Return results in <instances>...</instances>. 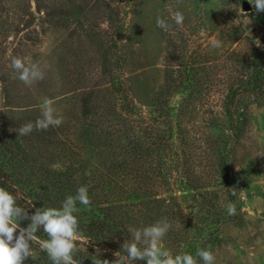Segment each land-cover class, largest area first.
Returning a JSON list of instances; mask_svg holds the SVG:
<instances>
[{"label": "rangeland", "instance_id": "374dc122", "mask_svg": "<svg viewBox=\"0 0 264 264\" xmlns=\"http://www.w3.org/2000/svg\"><path fill=\"white\" fill-rule=\"evenodd\" d=\"M263 38L264 12L249 0H0V175L23 193L18 205L29 215L87 186L91 206L77 205L88 247L75 256L82 264L95 255L114 261L133 239L130 228L163 218L171 228L162 246L173 255L208 249L215 264H264V96L236 90L249 88ZM16 57L37 64L44 79L21 82ZM45 98L63 124L19 136L41 117ZM127 98L129 116L117 111ZM183 100L180 135L164 116ZM124 113L119 133L110 123ZM163 135L169 146H159ZM223 158L236 215L227 212ZM33 251L24 264H52L39 244Z\"/></svg>", "mask_w": 264, "mask_h": 264}, {"label": "clouds", "instance_id": "9594fccd", "mask_svg": "<svg viewBox=\"0 0 264 264\" xmlns=\"http://www.w3.org/2000/svg\"><path fill=\"white\" fill-rule=\"evenodd\" d=\"M257 13L264 12V0H249ZM173 19L177 25L184 21L182 12H175ZM157 26L167 28L165 20L157 18ZM11 67L19 74L18 79L25 85H31L43 80L45 73L35 63H26L23 58H13ZM63 117L53 107V101L45 98L41 108V117L33 124L29 122L21 126L17 132L19 136H26L33 130H47L49 127H59L63 124ZM235 195V193H232ZM24 195L16 189L15 194L0 187V264H24L29 257L34 259L33 245L39 244L41 250L46 251L52 264H82V260L75 258L77 253H87L84 247V237L80 229L78 204L90 207L92 200L87 186H81L76 194L67 196L60 207L36 208L29 215L26 208L18 205ZM32 207H35L33 204ZM229 215H236V205L227 204ZM185 215L189 214L187 211ZM30 220L27 227H21V220ZM171 228L167 218L156 221L154 224L133 229L132 241H125L122 249L114 253L116 259L101 260L98 255L91 256L92 264H135L136 261H145L146 264H198L197 257L202 264H215V255L208 249H198L195 256L189 252L173 255L162 246L164 237ZM43 230L47 239H39L37 233ZM96 248V253H100Z\"/></svg>", "mask_w": 264, "mask_h": 264}, {"label": "trees", "instance_id": "16d2710c", "mask_svg": "<svg viewBox=\"0 0 264 264\" xmlns=\"http://www.w3.org/2000/svg\"><path fill=\"white\" fill-rule=\"evenodd\" d=\"M252 66L254 67L252 69V75H251V79L249 80V82L247 84H249L250 86H248V89H243L242 87H244V82H241V84L238 85V87L236 88V90L238 91L239 89V93H250L251 95L257 96V97H263L264 96V38L263 40L257 45V47L255 49H253V56H252ZM243 81V80H242ZM245 81V80H244ZM246 84V85H247ZM163 96V94H162ZM120 100V99H119ZM126 102L129 103V105L127 107H118L119 109H117V111H126L129 113L132 112L133 110H135V107L133 105H131V103L128 101V98L125 100ZM183 104L181 105V108H179V106L177 108H172L166 113L169 115L164 116L165 119L168 118L170 121V124L174 125L177 127L178 129V133L181 135L182 134V129H183V125H185L184 121H183V117H184V111L186 110L185 105L189 104L186 102V100H183ZM223 108H225V113L227 115V117L229 118V122H230V132H232L233 136L235 138H238L239 134H238V123H237V116H236V111L234 110L235 107V102L234 99H227L225 102H223ZM121 109V110H120ZM128 109V111L126 110ZM175 114V115H171V114ZM133 113L128 114L131 115ZM126 115V113L124 114H120L119 116H117L115 118V122L110 123V128H115L114 131L117 130V132L122 133L123 131H125L123 129V125L122 122H124V116ZM138 115V114H136ZM135 125V124H134ZM135 128H137V125L134 126ZM172 138H170L168 136V139L165 138V136L163 135V137H161V142L159 144V146L161 147H165V146H169L170 144V140ZM219 168H220V175L222 178H224L226 180V184H227V203L232 202L236 205V209L238 210V206L236 204V198L234 195L231 194V190H230V171H229V165L228 162H226L223 159L220 160L219 163ZM1 179L3 182L0 184L2 187H5L7 190L11 191L13 194L15 193L13 188L11 186L6 185V179L4 178V176L0 175V182ZM20 203H24L23 201H21ZM135 264H146L145 261H136Z\"/></svg>", "mask_w": 264, "mask_h": 264}, {"label": "water", "instance_id": "95a60500", "mask_svg": "<svg viewBox=\"0 0 264 264\" xmlns=\"http://www.w3.org/2000/svg\"><path fill=\"white\" fill-rule=\"evenodd\" d=\"M246 10H249V8H247Z\"/></svg>", "mask_w": 264, "mask_h": 264}]
</instances>
